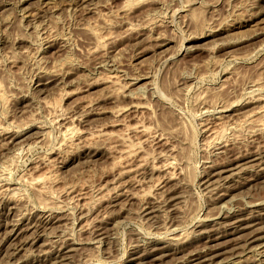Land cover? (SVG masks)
Segmentation results:
<instances>
[{
  "label": "rangeland",
  "instance_id": "1",
  "mask_svg": "<svg viewBox=\"0 0 264 264\" xmlns=\"http://www.w3.org/2000/svg\"><path fill=\"white\" fill-rule=\"evenodd\" d=\"M247 214L264 0H0V264H264Z\"/></svg>",
  "mask_w": 264,
  "mask_h": 264
},
{
  "label": "bare ground",
  "instance_id": "2",
  "mask_svg": "<svg viewBox=\"0 0 264 264\" xmlns=\"http://www.w3.org/2000/svg\"><path fill=\"white\" fill-rule=\"evenodd\" d=\"M258 101V100H257ZM225 108V107H224ZM248 119V118H247ZM246 119V120H247ZM248 121V120H247ZM250 121V120H249ZM251 121H252V119H251ZM250 121V122H251ZM224 125V124H223ZM221 129V128H220ZM219 130V129H218ZM223 130V129H222ZM43 132V131H42ZM213 132V131H212ZM215 132V131H214ZM217 132L218 131H216L215 133H214V135L215 134H217ZM42 134V133H41ZM213 135V134H212ZM211 138V137H210ZM245 154V153H244ZM253 160V159H252ZM254 160H255V158H254ZM259 161H261V159L259 160ZM262 162H263V159H262ZM261 165V164H260ZM211 167V166H210ZM212 169V168H211ZM224 170V169H223ZM228 170V169H227ZM225 171V170H224ZM222 172V171H221ZM216 174V173H215ZM263 174V173H262ZM214 175V174H213ZM219 177V176H218ZM212 182V181H211ZM214 188V187H213ZM212 188V189H213ZM38 190V189H37ZM41 191V190H40ZM11 194V193H10ZM10 199V198H9ZM250 211V210H249ZM247 215H249V214H247ZM251 215H252V213H251ZM243 216V215H242ZM239 217V218H237V219H235V221L232 223L233 225H231L230 224V222H229V224L231 225H229L230 227H229V229H231V231H233V233L232 232H228L227 231V233H232V235L233 234H236V233H239L240 231H244V230H247V229H249V230H247L245 233H242V234H239L237 237H236V239H239V238H241L242 237V239H240V240H238V241H236V243H234L233 245H234V247L235 248H240V247H244V246H246L245 248L246 249H250V248H248V246H252L251 244L252 243H256V242H258L257 244H259V247H260V245L262 246L263 244H260V243H262V242H264L263 240H264V224H262V223H264V215L261 217V218H259L260 220L258 221V222H253L255 219H252L251 218V216L249 215V216H245V217ZM252 217H254V216H252ZM258 218V217H257ZM253 222V223H252ZM223 224V223H222ZM226 224V223H225ZM224 226V225H223ZM227 228H228V226H227ZM14 229V228H13ZM216 229V228H215ZM213 230V229H212ZM226 230V229H225ZM214 234H216V232L214 231L213 232ZM224 233V232H223ZM214 234H207V235H209V239L211 238V240L212 239H214L213 238V235ZM222 234V233H221ZM9 235V234H8ZM245 235V236H244ZM218 236H220V235H218ZM4 238V237H3ZM244 238V239H243ZM231 240V239H230ZM233 240V239H232ZM241 241V242H240ZM217 246V245H216ZM211 246H204V250H205V252H207L206 250H208L209 248H210ZM233 247V248H234ZM257 247V246H256ZM223 248V247H222ZM253 248V247H252ZM9 249V248H8ZM204 250H194V251H190V252H188V258H190V260L189 261H194V260H197V259H200L202 256L204 257H207V258H204L203 260H201L202 262L204 261V260H208V259H210V257H216L217 255H219L220 253L219 252H217L218 250H220V247L218 248V246H217V248H213V249H210L211 251H209V253L207 252V253H205V254H203V255H201V252L203 253V251ZM241 251V250H240ZM145 253H147L148 254V252H145ZM144 253V254H145ZM9 254V253H8ZM141 257L140 258H138L139 259V261H137V263H144V262H142L143 261V259L145 258V257H147V255H143V253H141ZM149 255V254H148ZM186 255V256H187ZM261 256V255H260ZM137 257V256H136ZM133 259V258H132ZM256 259V258H255ZM201 261H199V262H201ZM262 263H263V261H261ZM136 263V264H137ZM197 263V262H196ZM196 263H194V264H196Z\"/></svg>",
  "mask_w": 264,
  "mask_h": 264
}]
</instances>
